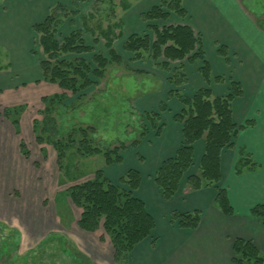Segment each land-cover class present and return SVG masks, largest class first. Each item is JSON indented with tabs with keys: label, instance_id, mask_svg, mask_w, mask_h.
<instances>
[{
	"label": "crops",
	"instance_id": "crops-1",
	"mask_svg": "<svg viewBox=\"0 0 264 264\" xmlns=\"http://www.w3.org/2000/svg\"><path fill=\"white\" fill-rule=\"evenodd\" d=\"M6 1L9 2L6 7L10 10L7 16L1 14L0 10V30L6 35L2 37L3 43L10 47L13 55L9 66L16 68L20 78H23L20 85L35 83L42 77L40 65L33 66L35 56L31 53L29 40L30 32L33 31H28V25L31 27L41 22L56 3H49V0ZM156 4L157 1L155 3L153 0H138L130 4L121 17L123 37L148 33L147 23L141 15ZM183 5L187 17H171H176L175 25H186L201 38L211 83L207 84L199 72L202 66L200 61L196 62L198 64H189V67L184 63L182 71L187 83L181 91L192 96L197 90L209 86L214 97H223L229 93L230 83L237 82L243 94L232 102L233 121L238 126H245L247 121L254 123L240 129L234 146L225 149L221 155L219 185L227 189L234 210L233 214L227 215L215 204V187L198 191L182 187L171 200L162 198L153 176L161 163L174 157L182 145V125L175 122L173 117L182 111L183 105L169 96L173 89L168 83L169 78L149 94L143 93L137 97L135 107L141 112L157 111L163 103L167 104L168 109L161 113L164 126L160 133L131 147L133 155L129 154L130 159L123 157V162L119 167L116 166L120 176L129 169H136L140 173L141 182L135 196L145 203L155 221L152 236L133 249L128 264H233V243L238 238L252 241L264 252V220L250 214L254 206L264 202V30L245 14L237 0H183ZM17 26L16 32L14 29ZM222 46L227 50L226 56L219 53ZM151 69L158 73H169L153 64ZM150 77L161 82V76ZM16 79L11 75H0V92L16 89L17 83L13 82ZM204 152L205 143L201 140L194 145L196 166L201 162ZM247 154L260 167L237 175L235 167L241 157ZM108 174L113 176L107 171ZM194 211L201 213L200 224L196 229H185L177 221H171L174 212ZM89 249L96 252L99 246L92 241Z\"/></svg>",
	"mask_w": 264,
	"mask_h": 264
},
{
	"label": "trees",
	"instance_id": "trees-1",
	"mask_svg": "<svg viewBox=\"0 0 264 264\" xmlns=\"http://www.w3.org/2000/svg\"><path fill=\"white\" fill-rule=\"evenodd\" d=\"M79 1L71 0L73 8H78ZM113 5L112 3L110 6L112 11L115 8ZM129 7L130 4L125 10ZM72 14L77 15L78 12L70 11L64 4L57 3L49 9L41 22L32 26V31L37 36L38 46L43 54V59L40 60L42 80L78 95L94 84L92 77L104 79L111 64L122 63L123 59L113 49V43L117 36L123 37V23L121 20L118 23L114 21L105 29L101 24L90 27L89 19L95 18L94 12H91L80 16L83 30H74L59 41L58 31ZM172 15L179 18L187 17L183 0H158L155 6L141 15L142 20L147 23L148 33L133 34L123 43V50L133 55V61L148 59L166 71L170 70V62H182L180 68L171 71L168 83L173 86L169 96L176 98L183 105L182 111L173 117L175 122L182 125L183 142L174 157L161 163L153 179L162 198L167 201L174 198L182 187L192 191L215 187L217 189L215 204L224 214L231 215L234 210L229 202L227 189L219 185L221 155L225 149L234 146L238 131L253 125L254 122L247 121L245 126H238L233 121L232 102L235 97L243 94L242 87L237 82L230 83L229 93L223 97H214L209 86L197 90L192 96L185 95L181 91L182 86L187 83V77L182 71L183 62L194 64L200 61L202 66L199 72L207 84L211 83V75L201 38L196 36L190 27L160 26L153 23L166 22ZM117 29L119 33L116 34ZM84 32L93 37L94 43L105 41V47L109 50V58L103 54L93 55L95 67L82 57L94 51L86 44ZM219 53L226 56L227 50L222 46ZM70 56L75 58L69 59ZM64 97L65 94H58L43 99L46 111L51 110L46 114L47 121H53L50 117L52 111L58 104L63 103ZM167 109V104L163 103L157 111H148L141 115L144 123L137 137L129 143L130 147H136L151 131H155L157 135L160 133L164 126L161 122V113ZM19 110L20 108H9L5 112L6 115L15 116L19 114ZM15 118L12 123L18 129L19 119ZM38 127L39 123L35 121L36 132ZM93 131L92 127H80L76 133L71 132L66 137L59 136L55 139L60 168L64 169L61 163L68 151L77 154L80 158L99 154L104 157L106 165H119L123 162L120 152L127 148L126 145L105 148L94 138ZM41 133L49 135L46 126L41 128L37 136L39 142H43L44 136L42 137ZM201 140L205 143V152L201 162L196 166L194 145ZM23 146L22 144L21 148L24 151ZM259 167L247 154L238 161L235 172L237 175H242ZM69 169H66L68 172L64 173L65 177L71 181L77 180L76 174L72 176ZM140 182V173L136 169H129L120 179V183L127 186V189H124L110 181L103 169H98L94 172L92 180L65 190V194L82 210L78 225L83 231L95 232L102 223L103 229L112 240L117 264H128L130 253L139 243L151 237L155 228V221L147 211L145 203L135 196ZM250 214L264 220V202L254 206ZM200 220L199 211L171 214V221H177L179 226L185 229H196ZM233 252V264H264V252L252 241L236 239L233 243Z\"/></svg>",
	"mask_w": 264,
	"mask_h": 264
},
{
	"label": "rangeland",
	"instance_id": "rangeland-1",
	"mask_svg": "<svg viewBox=\"0 0 264 264\" xmlns=\"http://www.w3.org/2000/svg\"><path fill=\"white\" fill-rule=\"evenodd\" d=\"M53 1L64 4L70 11L78 12L77 15H70L58 31L57 38L62 41L72 31L83 30L81 15L94 12L95 18L89 19V26L101 24L105 29L109 23L122 20L125 7L138 0H80L77 9L73 8L71 0L48 2ZM237 2L245 14L264 30V0ZM7 3L6 0H0L1 14L5 16L10 10L6 7ZM112 3L114 11L110 9ZM176 22L173 16L166 22L157 21L154 24L164 26L175 25ZM29 29L32 26L28 25L30 32ZM14 30L17 32L18 26ZM115 33H119V29ZM30 34L31 53L36 52L33 54L35 57H32L35 61L33 66L37 67L43 54L37 36L33 32ZM4 36L0 30V75L16 77L13 82L18 87L0 92V147L3 145L0 148L3 149L0 153V264H117L112 240L102 223L95 232L83 231L78 225L82 210L65 194V190L92 180L98 169L105 170V176L110 181L127 189V186L120 183L125 174L120 176L119 165H106L104 157L99 154L80 158L68 151L61 164L64 169L65 166L66 169L70 168L72 176L76 174L77 180L71 181L64 175L68 171L60 168L55 139L66 137L71 132L76 133L80 127H92L93 136L101 142V146L113 148L120 144L126 145L127 148L120 154L129 160V154L133 155L129 143L137 137L144 123L141 120L144 112L136 109V99L161 86L162 81L171 76L172 70L180 68L182 62L170 63L169 73H158L151 69L152 64L156 65L148 59L133 61V55L123 50L126 38L117 36L113 49L123 59L122 63L111 64L104 79L92 77L94 84L74 95L42 78L35 83L20 85L23 78H20L16 68L9 66L13 55L10 47L3 43ZM83 36L86 44L94 51L82 57L93 67L96 66L93 62L94 54H103L109 58L105 41L94 43L93 37L86 32ZM68 58L73 59L75 56ZM183 63L189 67V63ZM150 75L161 76V82L155 81ZM58 94H65L64 101L54 107L56 109L50 116L53 121H47L46 114L51 110L46 111L43 99ZM9 108H20L19 114L6 115L5 111ZM15 117L19 119L18 129L12 123ZM35 121L39 123L37 132ZM43 126H46L49 135L41 133L44 136L43 142H39L37 136ZM154 134L155 131H151L146 138ZM22 144L26 154L21 148ZM107 171L115 177L107 175ZM92 241L99 246L96 252L89 249Z\"/></svg>",
	"mask_w": 264,
	"mask_h": 264
}]
</instances>
